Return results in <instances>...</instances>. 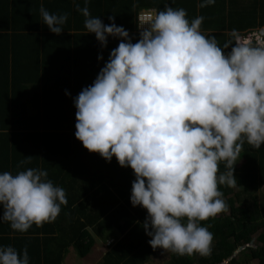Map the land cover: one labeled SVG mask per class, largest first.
<instances>
[{
    "label": "clouds",
    "instance_id": "1",
    "mask_svg": "<svg viewBox=\"0 0 264 264\" xmlns=\"http://www.w3.org/2000/svg\"><path fill=\"white\" fill-rule=\"evenodd\" d=\"M87 3L73 4L87 33L102 47L108 37L123 39L73 98L74 135L106 161L115 156L131 167L129 199L147 210L142 227L153 249L206 256L213 236L201 222L226 210L218 185H236L234 165L245 142L254 149L264 143V29L259 38L231 29L221 45L200 31L203 16L189 22L185 9L165 5L138 13L133 43L114 16L104 24ZM214 3L199 0L197 7ZM39 11L48 30L61 34L67 14L43 5ZM220 162L227 171L218 172ZM47 175L38 168L0 172V222L23 233L54 221L67 200ZM0 264H29L27 248L0 246Z\"/></svg>",
    "mask_w": 264,
    "mask_h": 264
},
{
    "label": "trees",
    "instance_id": "2",
    "mask_svg": "<svg viewBox=\"0 0 264 264\" xmlns=\"http://www.w3.org/2000/svg\"><path fill=\"white\" fill-rule=\"evenodd\" d=\"M75 2L84 6V0ZM198 3L88 0L87 6L90 15L104 24L112 23L108 17L114 16L133 43L139 39L138 13L162 10L165 5L185 9L189 22L203 16L200 31L215 36L221 45L231 29L244 34L264 29V0H215L203 8ZM73 4L74 0H0V172L44 169L47 179L64 189L67 200L54 221L33 224L23 233L0 222V246H12L18 253L27 248L29 264H63L71 250L86 258L97 238L113 239L115 245L98 264H154L160 248L147 243L151 237L142 227L147 210L133 207L129 199L133 170L120 166L115 156L108 162L90 152L74 135L73 98L92 84L110 50L123 38L108 37L107 46L102 47L94 34L87 33L85 18ZM41 5L49 13L67 14L61 34L50 32L42 23ZM224 171L220 162L218 172ZM233 174L234 187L218 185L226 210L201 222L213 236L210 253L179 256L170 252L169 260L161 264H221L224 260L264 264V202L254 195L264 187V143L254 149L245 142ZM254 241L256 246H251ZM240 247L243 251L233 258Z\"/></svg>",
    "mask_w": 264,
    "mask_h": 264
},
{
    "label": "rangeland",
    "instance_id": "3",
    "mask_svg": "<svg viewBox=\"0 0 264 264\" xmlns=\"http://www.w3.org/2000/svg\"><path fill=\"white\" fill-rule=\"evenodd\" d=\"M256 35H257V38H259V33H257ZM242 162H243V159L241 157L238 159V163L242 164ZM254 195L258 198V200H260L261 202H264V187L258 193H255ZM262 224H264V221L262 222ZM258 234H260V232ZM256 236H254L255 239H256ZM100 241H102V240L97 239L98 243ZM111 242L112 241H109L107 243V245H105V246H108L109 243H111ZM252 244H253L252 246H256L257 243L254 241V243H252ZM99 245H100V243H99ZM99 250L100 249H96L95 252H91L86 258L79 257L77 255L76 251L71 250L69 255L66 257L63 264H96L97 259H99L102 255V254H100L98 256ZM169 255H170L169 251H166V250H163L160 248L158 250L156 256L152 259V263H154V264H161L162 262L166 263L169 260ZM252 264H257V263H252Z\"/></svg>",
    "mask_w": 264,
    "mask_h": 264
},
{
    "label": "crops",
    "instance_id": "4",
    "mask_svg": "<svg viewBox=\"0 0 264 264\" xmlns=\"http://www.w3.org/2000/svg\"><path fill=\"white\" fill-rule=\"evenodd\" d=\"M97 239H99V238H97ZM99 240H101V239H99ZM109 241H113V243H111V244L108 245V246H105V245H107V243H108ZM99 243H100V245H99ZM99 243L97 242L96 245H95V247H94L93 250L91 251V252H95L96 249H100V250H99V254H98V256H99L100 254H102L101 257H100L99 259H97L96 264H98V263L102 260L103 256H104L107 252H109L110 249L115 245L113 239H110V240L105 241V242H104V241H103V242L100 241ZM242 251H243V250H242ZM238 254H239V253H238ZM238 254H237V255H238ZM237 255L233 256V258L236 257ZM229 262H230V260H227V261H225L224 264H229ZM252 263H255V262H252ZM252 263H251V264H252Z\"/></svg>",
    "mask_w": 264,
    "mask_h": 264
},
{
    "label": "water",
    "instance_id": "5",
    "mask_svg": "<svg viewBox=\"0 0 264 264\" xmlns=\"http://www.w3.org/2000/svg\"><path fill=\"white\" fill-rule=\"evenodd\" d=\"M251 245H253L252 243H251ZM243 250V247H240L237 251H236V253H235V255H237L239 252H241Z\"/></svg>",
    "mask_w": 264,
    "mask_h": 264
},
{
    "label": "built area",
    "instance_id": "6",
    "mask_svg": "<svg viewBox=\"0 0 264 264\" xmlns=\"http://www.w3.org/2000/svg\"><path fill=\"white\" fill-rule=\"evenodd\" d=\"M146 26V25H145ZM222 264H224V263H222Z\"/></svg>",
    "mask_w": 264,
    "mask_h": 264
}]
</instances>
